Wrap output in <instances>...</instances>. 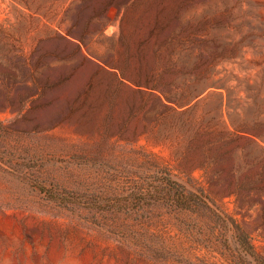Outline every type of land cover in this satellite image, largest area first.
Segmentation results:
<instances>
[{"label": "rangeland", "instance_id": "374dc122", "mask_svg": "<svg viewBox=\"0 0 264 264\" xmlns=\"http://www.w3.org/2000/svg\"><path fill=\"white\" fill-rule=\"evenodd\" d=\"M0 264H264V0H0Z\"/></svg>", "mask_w": 264, "mask_h": 264}, {"label": "trees", "instance_id": "16d2710c", "mask_svg": "<svg viewBox=\"0 0 264 264\" xmlns=\"http://www.w3.org/2000/svg\"><path fill=\"white\" fill-rule=\"evenodd\" d=\"M107 7H111L110 3L107 4ZM41 193H46L47 189L44 187L37 186L36 187ZM168 192L170 198L172 199L171 206H174L177 210L180 211H194L201 207L200 200L196 197V195L192 193H187L183 190L182 187L171 183L168 184ZM52 200H58L56 197L50 196ZM96 202V201H95ZM61 205L67 206V203L60 202ZM96 204V203H95ZM128 203H122L121 200L116 201H107L103 205H92V208H98L103 211H112V212H126L129 207ZM237 241L239 244L248 251L251 255H253L252 247L248 241V237L245 233L240 231L237 227Z\"/></svg>", "mask_w": 264, "mask_h": 264}]
</instances>
